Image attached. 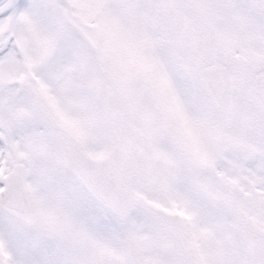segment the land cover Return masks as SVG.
Wrapping results in <instances>:
<instances>
[{
	"label": "snow or ice",
	"instance_id": "6c2138e0",
	"mask_svg": "<svg viewBox=\"0 0 264 264\" xmlns=\"http://www.w3.org/2000/svg\"><path fill=\"white\" fill-rule=\"evenodd\" d=\"M0 264H264V0H0Z\"/></svg>",
	"mask_w": 264,
	"mask_h": 264
}]
</instances>
